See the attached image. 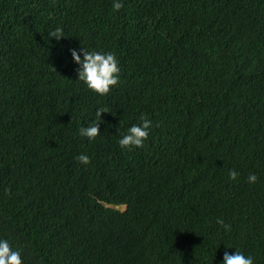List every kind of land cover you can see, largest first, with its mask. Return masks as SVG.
Wrapping results in <instances>:
<instances>
[{
  "label": "trees",
  "instance_id": "trees-1",
  "mask_svg": "<svg viewBox=\"0 0 264 264\" xmlns=\"http://www.w3.org/2000/svg\"><path fill=\"white\" fill-rule=\"evenodd\" d=\"M112 4L0 0V235L23 250L24 264H220L225 249L235 247L264 264V0H124L119 10ZM57 25L65 33L59 41L48 36ZM190 29L195 46L188 44ZM78 45L117 53L122 71L114 92L141 95L137 111L115 107L129 123L142 114L153 121L135 154L150 169L131 193H123L128 188L108 152L112 136L101 131L92 141L103 148L97 154L69 126L87 91L68 52ZM87 92L92 102L102 99ZM202 100L205 111L192 115ZM41 120L54 134L37 135ZM165 128L188 131L172 160L154 155H171L174 137ZM81 152L90 156L87 164L77 159ZM252 171L255 183L247 180ZM255 195L256 205H245ZM97 199L125 200L137 215L132 220L127 212L130 220L119 227L121 213L110 228L93 226L87 221ZM218 217L231 228L225 231ZM86 224L113 234L103 248Z\"/></svg>",
  "mask_w": 264,
  "mask_h": 264
},
{
  "label": "clouds",
  "instance_id": "clouds-1",
  "mask_svg": "<svg viewBox=\"0 0 264 264\" xmlns=\"http://www.w3.org/2000/svg\"><path fill=\"white\" fill-rule=\"evenodd\" d=\"M112 6L114 9L119 10L124 6V0H113ZM189 31L191 39L188 41V44L195 46L196 42L193 40L194 30L190 29ZM48 36L54 37L57 41H59L62 37H65L64 28L57 25L48 32ZM202 38L203 37L200 35L199 41ZM199 43L200 42H198V44ZM4 46H0V57H2L5 52L2 48ZM68 52L71 55L72 61L77 66L76 71L78 73V79L86 84L87 91H91L102 97L98 103L92 102L90 99L85 97L88 96V92L85 91V93L78 98L79 101L72 109V115L69 117V126L75 128L78 127V135L86 140L90 144L93 151L97 154H103V148L94 145L92 141L101 134V131L109 137L112 136L111 141L109 142L108 152L115 164L120 168L118 172L119 183L129 189L123 193L127 194L129 191L131 193L134 181L139 177V175L143 174L144 171L150 169L148 165L142 167L144 161L139 158H135V154L139 152L141 147L145 144L150 134L153 121L146 115L142 114L139 118L140 120L129 123L127 116L121 110L117 109L114 103H119L128 110L137 111L135 102L141 95V91L138 90L133 93L127 91L126 94H124V92H114V89L121 81L122 71L119 57L114 50L97 48L90 49L85 45H78L69 47ZM189 72L192 74V78L195 79L197 78V75H199V72L195 71V68L192 70L189 69ZM204 111L205 102L202 100L193 106L192 115L196 116ZM118 114L123 117V123L120 122ZM53 122L56 125V119H54ZM38 124L41 127V130L37 133V135L40 137H45L47 133L54 134L55 127L52 124H45L43 123V120L38 121ZM61 124H65L64 119L59 121V125ZM186 126L187 124L183 127ZM193 127H195V124L191 125L190 123L188 131ZM163 132L174 137L170 140V142L173 143L171 155H169L163 146L162 149L165 150L166 153L160 154L158 151H155L154 155L157 158L172 160L178 149L181 147V145H178V140L185 141L187 132L179 128H176L175 135L173 130L168 132L167 128L163 129ZM32 137H35V133L33 131ZM62 147L70 153L64 143ZM185 153L188 154V151ZM23 155L24 157H28L25 150ZM77 159L87 164L91 158L86 152H81L78 154ZM191 165L192 164L188 163L187 167L183 166L186 172H189L187 180L184 181V186L189 182L191 177ZM238 175L239 172L235 168L229 169V176L232 179H236ZM247 180L249 183H255L258 180V173L254 171L249 172ZM58 197L59 195L56 194L53 198L54 201L58 199ZM256 199V195L254 199L245 198L244 203L247 206L253 207V205H256V202L254 201ZM96 202L98 206L94 209L93 216L88 218L87 221L93 226H96L95 223H97L98 225L100 224V226L110 228L111 226H114L113 222H111L112 217L121 213L123 215L122 219L120 222H117L119 227L122 226L119 225V223L124 225L130 220L125 218L127 212H130L129 216H132L131 219L137 215V212L131 209V206L125 200H118L115 204L103 199H97ZM217 223L222 225L225 231L231 228V224L226 223L223 218L218 217ZM89 224H86L87 235L99 248H103L105 236L108 235L111 237L113 234L108 232L106 228L103 227H98L99 230L94 228L88 230V227H90ZM125 232L127 231L125 230ZM235 249V251H229L228 248H226L220 264H254L255 257L253 254H246L238 247H235ZM22 252L23 250L21 248L12 245L9 238L0 235V264H24V256L22 255Z\"/></svg>",
  "mask_w": 264,
  "mask_h": 264
}]
</instances>
